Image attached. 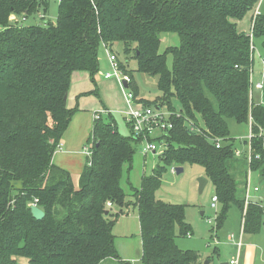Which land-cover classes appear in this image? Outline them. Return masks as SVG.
<instances>
[{
	"label": "trees",
	"instance_id": "16d2710c",
	"mask_svg": "<svg viewBox=\"0 0 264 264\" xmlns=\"http://www.w3.org/2000/svg\"><path fill=\"white\" fill-rule=\"evenodd\" d=\"M259 1L59 0L56 22L26 24L41 11L43 19L48 15L47 0H0V264H135L119 254L108 202L121 209L129 206L122 178L125 166L133 163V142L141 138L131 127L129 136L122 135L108 112L107 121L102 114L94 120L93 154L78 186L67 169L53 162L79 109L67 106L73 72L88 71L96 83L100 46L115 42L136 58L137 71L158 76L162 95L154 100L138 98L134 81L130 84L137 100L181 113L173 117L168 133L153 139L167 142L162 164L135 188L139 264H202L175 240L192 232L186 205L165 202L155 193L168 168L200 164L219 200L217 228L234 205L243 214L245 196L236 173L240 162L227 119L247 123L251 114L253 130L264 128V89L263 102L251 104L249 97L252 39L236 21ZM11 15L26 20L14 23ZM162 32L181 38L180 45L167 50L173 54L172 68L167 54L159 52ZM253 36L264 50L262 13ZM121 67L133 78L124 62ZM87 94L98 96V88L81 95ZM186 119L198 130H191ZM209 138H221L223 145L217 147ZM253 141V159L244 156L246 178L252 170L264 180L262 140ZM35 199L45 212L42 219L32 214ZM263 224L264 207L250 203L244 233L256 235Z\"/></svg>",
	"mask_w": 264,
	"mask_h": 264
},
{
	"label": "rangeland",
	"instance_id": "374dc122",
	"mask_svg": "<svg viewBox=\"0 0 264 264\" xmlns=\"http://www.w3.org/2000/svg\"><path fill=\"white\" fill-rule=\"evenodd\" d=\"M47 1L50 5L48 15L43 19L41 17L43 16V11H41L34 19H28L25 21L26 24H45V22L48 21L56 22L59 0ZM259 8L261 13L264 14V0H260ZM253 14L254 9L243 19L236 20L239 30L247 33L250 32ZM254 42L258 51L264 54L260 41L255 40ZM180 44L181 38L178 33H161L159 52L167 54V63L170 68L173 67L174 59L173 54L167 52V50L172 46H178ZM113 48L114 51L119 54L120 59L127 65V68L132 70L133 85L138 88L140 93V95L138 94L137 96L138 98L142 96V98L154 100L162 95V92L158 88L157 75H150L137 71L136 58L133 55H128L124 52V45L122 42H115ZM106 53L108 54L107 50ZM99 57L105 59L102 46H100ZM122 61L120 62L123 63ZM257 61L258 56L256 53L255 62ZM258 68L259 66L255 64V70H258ZM107 90L110 95L117 94L118 97H120L122 94L120 87L117 89L112 84L107 86ZM130 90L134 91L133 86L130 87ZM97 97L100 98V94H98ZM103 101V105H106L107 103L104 99ZM173 102L178 107L177 100L173 98ZM261 102H263V93L256 90L254 92V103ZM76 105L78 106L77 103ZM163 107H166V105H163ZM112 114L114 115V121L118 126L119 132L124 136H129L131 134V129L130 125L127 124L124 115L118 113ZM74 115L73 124L70 123V129L68 131L66 130V134L64 133L65 137L70 139V145H65L64 148L67 151L59 152L60 150H57L53 156V162L67 169L70 172L75 185L78 186L82 171L90 159V157L83 153L82 150L84 145L89 147L92 145L93 140L90 137L94 126V119L89 111H81ZM102 115L103 120L107 121L108 117L104 114ZM227 122L230 129V135L234 138V146L242 151L241 155H236L240 162L238 166L239 168L236 170L240 193L245 196V186L248 179L251 187L255 185H259L260 187L259 192L255 193L251 190V193L257 198H264V180L260 178L259 173L257 171L249 170L248 178H246L245 174L249 167L246 162L247 159L245 160L244 158L247 148V144L244 140H246L249 134L248 123H238L233 118H228ZM145 145L146 142L142 140L133 142L135 149L133 163L132 166H125L122 178V185L128 194L127 199L130 204L129 206H124L120 210L124 215L116 216V213H112L113 216H111V219H116L112 227V233L116 237L115 242L116 246H118L117 249L120 251L122 257L125 258L128 256L134 258V260L129 259V261L135 264L140 263L139 258L142 256V244L139 238L140 223L138 218V208L135 204L136 197L134 195L135 188L140 187L142 176L145 174L149 175L152 173L154 167L158 164H162L160 155L164 153L161 154L159 152L164 150L163 148H160L157 153L149 152L144 154ZM182 167L183 171L180 173H177V171L173 173L171 168H168L167 172L162 174V185L155 193V196L158 199L165 202L186 205V221L191 225L192 232L191 236L178 235L175 239L177 245L183 250L195 252L202 264H222L224 262H230L233 257H237L238 249L237 246L234 245V242L228 238V235L231 233H239L242 220L241 209L234 205L229 210L224 225L222 228L218 229L216 226V217L220 211V206L219 204L217 207H212L211 205L212 197L215 195V186L211 181H208L202 192L199 190V178L205 176L204 167L200 164L191 163H186L182 165ZM209 220H212V222ZM243 243L244 249L246 251L249 250V252L246 253L245 251L244 254L240 253L238 264H264V227L261 232L256 235L244 233ZM136 258L139 260H135ZM20 263H26V261L21 259Z\"/></svg>",
	"mask_w": 264,
	"mask_h": 264
},
{
	"label": "built area",
	"instance_id": "2783aa9c",
	"mask_svg": "<svg viewBox=\"0 0 264 264\" xmlns=\"http://www.w3.org/2000/svg\"><path fill=\"white\" fill-rule=\"evenodd\" d=\"M260 3V1H259ZM259 3L256 6L254 10V14L252 16V25L249 32V35L251 36L252 43H251V50H252V64L249 71V82H250V88H249V97L251 104L254 102V92L256 90L263 92L264 89V54L260 53L255 46V38L253 36V26L255 24L256 18L258 15L261 14ZM42 17V16H41ZM26 19L24 17L18 16L17 19L14 20V23L17 22H23ZM107 51L111 63V68L104 72V77L106 78H114L118 81L122 93L125 98L126 102V108L123 110L125 119L127 123L130 125V127L133 130V133L135 136H138L141 138L142 141L146 142V145L144 147V154H147L149 152L157 153L160 148H163L164 150L159 151L161 154L165 151L167 147V142L164 139L161 140H153L157 137H162L165 133H168L170 129L174 127L173 124V117H180L181 113L178 111H172L170 109L159 105H153V106H146L142 102L138 101L134 91L130 90V84L133 82V78L130 74L126 73L122 67L121 62L118 59V56L113 53V51L110 49V47L107 46ZM257 53L258 60L260 62V68L258 70H255V54ZM109 111L106 109H99L94 112V120H98L101 117V114H106ZM186 122L191 130H198L194 127V125L190 122L189 119H186ZM248 126H249V134L244 140L247 144L246 148V157L249 161H251L254 157V139L256 137L260 138L262 140V147L264 148V128H260L259 132L256 133L253 130V117L250 114L248 119ZM152 139V140H151ZM211 141H213L217 147H221L223 145V139L221 138H209ZM61 149V143L58 146L57 150ZM83 153H85L88 157H92L93 154V143L89 146H84ZM242 151L237 149L235 150V154L237 156L241 155ZM256 158H259V155H256ZM171 171L174 173L176 171V167L172 166ZM251 190L255 193L260 191L259 185H255L253 187L250 186L249 181L247 179L246 184V190H245V201H244V210H243V216L241 220V229L239 233H231L228 235V238L234 242V245L237 246L238 253L237 257H233L229 264H238L239 261V255L241 251V247L243 246V234H244V221L245 216L247 213V208L250 203H259L264 207V198L263 197H256L251 193ZM37 199H35L32 203V205H37ZM219 204V200L217 195H214L212 197V207H217ZM112 202H108V206H112ZM212 222V220H209ZM264 226V224H263Z\"/></svg>",
	"mask_w": 264,
	"mask_h": 264
},
{
	"label": "crops",
	"instance_id": "0c3cea01",
	"mask_svg": "<svg viewBox=\"0 0 264 264\" xmlns=\"http://www.w3.org/2000/svg\"><path fill=\"white\" fill-rule=\"evenodd\" d=\"M17 17H18V15H11L10 19H11L12 22H14V20L17 19ZM113 45H114V43H103L101 45L102 46L103 53H104V56H105V59H101V57H99L100 70L97 73V75L95 76L96 83H94L91 80V76H90V73L88 71L77 70V71H74L73 72L72 78H71L70 89H69V92L67 94V106L69 108H73V107H75V105L77 103L78 106H79V110L76 112V114L78 112H81V111L82 112L89 111V112H91L92 118L94 119L93 116H94V112L95 111H97L99 109H106L107 111H109L111 113H118V114L124 115L123 110L126 108V102H125V98H124V95L122 93V90H121V93L122 94H121L120 97H118L117 94H114V95L113 94H111V95L108 94V90H107V86H110L111 84L118 89L120 87L118 81L116 79H114V78H106V77H104V74H103L109 68H111V63H110L109 55L106 53L107 46L110 47V49L118 56V59L120 61H122L120 59V57H119V54H117L114 51ZM255 64H257L259 66V68H260V62H259V60L257 62L254 61V65ZM118 85H119V87H118ZM95 87L98 88V92L100 94V98H98L97 96H95V94L81 95L82 93L92 91L93 89H95ZM120 89H121V87H120ZM139 95H140V93H139ZM78 97H79V99L77 101V98ZM103 99L107 103L106 105L105 104L103 105V103H104ZM82 101H83V104H82ZM73 122L74 121L72 119L71 124H73ZM69 129L70 128L68 127L67 128V131ZM66 132H65V134H66ZM65 134L63 136V139H61V142H60L61 143V149H60L59 152H61V151L62 152L63 151H67L64 147H65V145H68V146L70 145V142L71 141H70V139L68 137H65ZM84 146H83V148H84ZM110 209H111V213H113V214H115V213L117 214L121 210V208L118 207V206H116V205L110 206ZM120 215H124V214L121 213ZM138 218H139V216H138ZM139 238H140V241H141V244H142L141 234H140V237ZM245 251L246 250L242 246L240 253L241 254L242 253L244 254ZM248 252H249V250L246 251V253H248ZM119 254H120V251H119ZM120 256H121V254H120ZM122 259L127 260V261H129V259L134 260V258H130L128 256H126L125 258L122 257ZM139 259L136 258L135 260H139Z\"/></svg>",
	"mask_w": 264,
	"mask_h": 264
},
{
	"label": "water",
	"instance_id": "95a60500",
	"mask_svg": "<svg viewBox=\"0 0 264 264\" xmlns=\"http://www.w3.org/2000/svg\"><path fill=\"white\" fill-rule=\"evenodd\" d=\"M176 171H177V173L182 172L183 171V167L182 166H177L176 167ZM208 181H209V179L206 176H201L199 178V190H200V192H202V190L204 189V187L208 183ZM31 210H32V214L37 219H42L45 216L44 210L42 208H40L38 205H32L31 206ZM107 213H108V211L106 212V214ZM222 264H229V262H224Z\"/></svg>",
	"mask_w": 264,
	"mask_h": 264
}]
</instances>
